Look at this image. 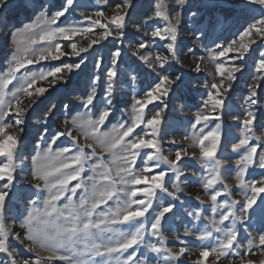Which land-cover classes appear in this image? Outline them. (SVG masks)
I'll return each mask as SVG.
<instances>
[{
  "label": "snow or ice",
  "instance_id": "obj_1",
  "mask_svg": "<svg viewBox=\"0 0 264 264\" xmlns=\"http://www.w3.org/2000/svg\"><path fill=\"white\" fill-rule=\"evenodd\" d=\"M174 5L104 0L72 22L69 14L87 7L77 0L54 8L42 0H0L9 48L0 72V264H188L193 242L191 264H264V0ZM185 14L192 47L184 43ZM229 15L238 19L232 39L208 46L205 39ZM199 48L204 54L196 55ZM126 56L148 80L121 109L120 77L138 79L135 69L122 68ZM202 72L211 79L193 77L201 98L188 105L186 77ZM241 79L244 103L232 114L228 101ZM174 101L180 111H194L183 137L190 144L170 158L163 145L178 143L169 136ZM37 109L34 147L25 155ZM229 116L240 129L233 165L218 156ZM187 160L200 161L199 175ZM230 170L235 187L226 180ZM189 177L207 207L199 195L195 209L185 207ZM236 188L241 199L233 197ZM178 208L191 221L208 222L185 226L169 246L163 226L169 216L180 218Z\"/></svg>",
  "mask_w": 264,
  "mask_h": 264
},
{
  "label": "rangeland",
  "instance_id": "obj_2",
  "mask_svg": "<svg viewBox=\"0 0 264 264\" xmlns=\"http://www.w3.org/2000/svg\"><path fill=\"white\" fill-rule=\"evenodd\" d=\"M42 2H44L50 6H53V8H54L55 6L59 5L62 2V0H42ZM170 2H172L173 7H174L175 6L174 0H170ZM192 2L202 4V3H206L207 0H192ZM147 3H148V0H142V4L144 7H147ZM83 4L84 5L86 4V6L88 5L89 7L92 4L93 5L95 4V6H97V8L98 7H104V0H86V2L81 3V5H83ZM193 10H195V9H193ZM105 11L110 12L111 9L105 8ZM21 19H23V16L21 17ZM205 20H207V17H205ZM188 24H190V20L188 19L187 14H185V27H184V33H183L184 43L186 45H188L189 47H192L193 41L187 39V37L190 34ZM237 24H238L237 17L235 15H229L226 18V20L224 21V23L222 24V26H217L215 28V30L209 34V36L205 39L204 42L206 44H208V46H211V41H213V40L216 41L217 43H224V42L232 39V33L235 32ZM6 33H7V30L0 28V72L5 70V59H6L7 54L9 53V48H8V43H7V34ZM82 42L83 41L81 40V43ZM186 51H187V49L184 48V52H186ZM204 51L205 50L203 48H199L196 51V55H202V54H204ZM66 59H68V58H66ZM53 63H58V62H53ZM184 63L185 64L190 63V57L185 58ZM91 69H92V65H91V63H89L87 71L90 72ZM188 77L189 78L197 77L201 84L204 83L206 79H211V76L207 72H202L201 74L191 73V75ZM79 79H80L81 88H83L84 85L88 81V77H87V75H82ZM147 80H148V77H147L146 73H144V82L146 83ZM193 80H194V83L191 84V86H192L191 92L193 93V95L192 96L189 95V96L184 97L185 103L188 105H197L200 101V98H201L202 89H198L197 80L196 79H193ZM143 86H145V85H143ZM244 94H245V81H244V79H241L239 81V83L235 86L234 91H232L231 99L228 101V103L232 109V114H238V112L240 110H242L241 105L244 103L242 100V96ZM71 98L74 99V97H71ZM131 98L132 97H127L126 100L130 101ZM233 100H238V101L236 102ZM123 104L125 107H127L126 102H124ZM149 107H151V106H149ZM262 107H264V105H262ZM169 111L171 113L168 116L169 136H174L175 140L178 143L175 145L168 143V145H166L167 146L166 149H164V154L165 155L170 154V158H174L175 150H176L178 145H189L190 144V141L184 140L183 137H184V134L187 130V119H190L192 117V113L194 111V108L185 107L183 109V111H180V101H174L173 105L170 107ZM39 112H40V109H37L36 112H33L31 115V118L28 121L27 135L24 138V143H23V146L21 149V151L25 155L32 152L33 147H34V143H35V140H34L35 127H34V125H35V121H36V118H37ZM117 115H119V114L117 113ZM181 115L183 117L179 118V116H181ZM125 118H127V117H125ZM261 122L264 123V121H261ZM211 126H214V125H211ZM259 131H260V129L257 128V132H259ZM239 135H240L239 127L231 121L230 116L227 117L226 123L224 124V129H223L224 147H223L222 151L218 152L219 157L226 158L227 165H233V163H234L235 154L232 153V144L237 141V137H239ZM166 142H167V139H166ZM187 150L190 153L193 151H196L198 153V149H196L194 147H188ZM185 163L190 168L194 169L198 175L200 174L201 165H200L199 160H187V161H185ZM259 172H260L259 169H254L251 174L252 175H259ZM233 177H234V172H232L230 170L229 174L226 176V180L229 184H231L235 187L236 181ZM182 187L184 190H187L189 193V197L183 198L184 201H187V203L185 204V207H188L189 206L188 202H190L192 199H194V197H196L197 195H199L201 197V199H203L205 201L204 207H207L208 197L205 195L203 189L198 186V181L195 178L189 177L187 184L182 185ZM262 195H264V194H262ZM233 197L236 199L242 198L240 190L238 188H236L235 191L233 192ZM194 204L195 205H190L191 208H193V209H195L198 206L199 202L195 201ZM177 211L180 213V222H187L188 227H192L193 226L192 224H197V221H191V218L186 217V215L183 214L181 209L178 208ZM203 220H206V219H203ZM202 222H204V224L207 223V221H202ZM171 231L172 230H168V232H166V234L171 232ZM183 231H182V233L180 232L181 235H183ZM189 239L191 240L192 238H189ZM174 243L175 242L173 240H170L169 246H173ZM191 246L193 248V253H192V255L187 257L188 264H191V262L196 258V248L198 246V242H193L191 244ZM17 247H19V246H17ZM20 251H23V249L20 248ZM42 254L47 255L48 253L43 252ZM255 258L259 259V256L255 257ZM5 259H6V254L0 253V260H5ZM225 264H227V261H225Z\"/></svg>",
  "mask_w": 264,
  "mask_h": 264
},
{
  "label": "crops",
  "instance_id": "obj_3",
  "mask_svg": "<svg viewBox=\"0 0 264 264\" xmlns=\"http://www.w3.org/2000/svg\"><path fill=\"white\" fill-rule=\"evenodd\" d=\"M84 2H86V0H77V4H79V5H81V3H84ZM87 7H80L77 9V11L70 13L68 16V20L72 21V22L79 21V20H81V16H80L81 12L88 14L94 8H97V6H95V4L94 5L92 4L90 7L87 5ZM125 47H127V42L125 43ZM177 67H179V66L177 65ZM122 68H125L126 70L128 68L135 69L138 79L133 84V83H129L128 80L124 79L123 76L120 77V84L117 87L115 102L117 103L118 108H121V109L125 108L123 103L128 101V100H126L127 97H132L135 92H138L139 89L143 88L144 87L143 85H145L147 83V82L146 83L144 82V73H142L139 69H137L136 65L134 63H132V60L129 59L127 56L125 57V64L122 65ZM193 83H194L193 78L186 77V82H185V86L183 89L184 97L189 96L191 94L193 95V93L191 92V90H192L191 84H193ZM233 101L237 102L238 100H233ZM182 117H183L182 115L179 116V118H182ZM166 145H168V142L164 143L163 149H166V147H167ZM173 179H175V178L173 177ZM185 197H189V193L187 190L183 189V194L181 196V199L183 200V198H185ZM195 201H196L195 199H192L190 202H188V204L189 205H195L194 204ZM202 221H207V220H202ZM202 221H197V224H195V225L198 227H203L204 222H202ZM185 226H188L187 222H180V218L176 219V218H173L172 216H169L168 220L164 223V226H163L164 227V234L168 235L170 237V240H172L173 234L174 233L180 234V232L182 233V231L184 230L183 228ZM168 230H172V231L166 234V232H168Z\"/></svg>",
  "mask_w": 264,
  "mask_h": 264
},
{
  "label": "trees",
  "instance_id": "obj_4",
  "mask_svg": "<svg viewBox=\"0 0 264 264\" xmlns=\"http://www.w3.org/2000/svg\"><path fill=\"white\" fill-rule=\"evenodd\" d=\"M191 96H192V94H191Z\"/></svg>",
  "mask_w": 264,
  "mask_h": 264
}]
</instances>
